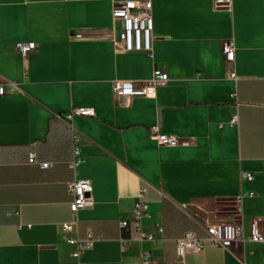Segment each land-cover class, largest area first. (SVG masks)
Listing matches in <instances>:
<instances>
[{"label": "crops", "instance_id": "1", "mask_svg": "<svg viewBox=\"0 0 264 264\" xmlns=\"http://www.w3.org/2000/svg\"><path fill=\"white\" fill-rule=\"evenodd\" d=\"M128 1L143 0H0L8 92L0 98V264H141L142 249L155 264H264V244L207 246L180 261L174 250L186 233L204 237L207 222L233 221L248 236L255 220L264 233V0H232L229 9L215 0H149L152 58L109 39L112 8ZM227 41L232 65L221 52ZM19 42L35 43V52L22 58ZM155 69L168 82L147 89ZM115 81L145 94L117 98ZM79 109L93 116L52 121ZM153 128L187 145L159 146ZM74 136L82 154L75 172ZM242 172L254 179L240 181ZM74 179L90 182L93 205L63 234ZM143 183L151 187L144 230H163L153 249L124 246L117 225L130 218ZM88 236L74 258L68 241Z\"/></svg>", "mask_w": 264, "mask_h": 264}, {"label": "built area", "instance_id": "2", "mask_svg": "<svg viewBox=\"0 0 264 264\" xmlns=\"http://www.w3.org/2000/svg\"><path fill=\"white\" fill-rule=\"evenodd\" d=\"M232 0H215L214 7L217 9H229ZM112 27L110 29L109 39L114 42L115 47L124 53L139 52L145 53L152 58V31L153 17L152 4L149 0L128 1L114 4L111 11ZM15 51L22 58H27L36 50V44L33 42H19L14 44ZM224 61L228 65H232L235 57V46L231 41L224 42L221 48ZM235 79L233 73L229 75ZM168 82V75L160 70L155 69L152 78L146 83L147 89H153L165 85ZM16 89L14 84H10ZM112 90L117 98L136 97L145 94V90L136 89L133 82L115 81L112 84ZM8 94L6 85L0 83V98ZM235 104L237 105L236 95L233 94ZM74 116H93V111L88 109L73 110L68 114H54L52 121L64 123L70 126V122ZM231 125L238 123L237 116L234 115L230 122ZM158 128L151 130L152 139L163 147H176L179 145H187V142L179 140L174 136L160 134ZM34 155L28 156L29 161L34 160ZM82 162V154L78 146V138H72L71 160L69 168L75 172L76 168ZM41 168L50 167L49 163L40 164ZM240 181L251 182L254 176L250 173L242 172L239 176ZM151 188L149 184L143 183L138 190L136 202L127 220H119L117 225L123 234L124 246L129 242H137L138 244H147L150 249L158 246L159 240L157 235L162 234L163 230L157 228L155 233H147L144 230V222L149 217L147 209V193ZM67 192L70 196L69 210L71 220L61 224L63 234L71 233L78 222V213L81 210L92 207L93 200L91 198L92 187L88 180L74 179L67 185ZM204 237H197L194 233H186L181 238L174 241L175 256L180 261L189 253L201 252L207 246L222 248L229 250L235 243L249 242L253 244H264V233L259 232L257 221L251 224L250 234L245 236L240 224L233 221H213L207 222L204 226ZM70 244L76 245V250L72 254L74 258H78L82 250L90 243L89 236L86 240L72 239L68 241ZM141 264H155L151 260L150 251L142 249Z\"/></svg>", "mask_w": 264, "mask_h": 264}, {"label": "water", "instance_id": "3", "mask_svg": "<svg viewBox=\"0 0 264 264\" xmlns=\"http://www.w3.org/2000/svg\"><path fill=\"white\" fill-rule=\"evenodd\" d=\"M191 210H192L196 215H198L199 217H201V218H203V219L212 220V216H209V215L207 216V215L201 213L200 211H198V210H196V209H194V208H192Z\"/></svg>", "mask_w": 264, "mask_h": 264}]
</instances>
